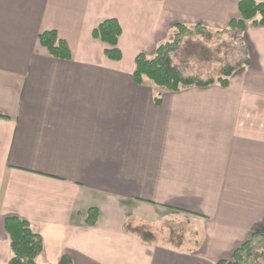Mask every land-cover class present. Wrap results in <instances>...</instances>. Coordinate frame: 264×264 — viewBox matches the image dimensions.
Returning <instances> with one entry per match:
<instances>
[{"label":"crops","instance_id":"obj_1","mask_svg":"<svg viewBox=\"0 0 264 264\" xmlns=\"http://www.w3.org/2000/svg\"><path fill=\"white\" fill-rule=\"evenodd\" d=\"M240 1L0 0V264L9 218L41 236L37 264H219L264 235V27L241 33L227 87L134 77L175 25L227 32ZM107 19L122 28L119 61L93 38ZM49 31L70 60L41 45Z\"/></svg>","mask_w":264,"mask_h":264},{"label":"trees","instance_id":"obj_2","mask_svg":"<svg viewBox=\"0 0 264 264\" xmlns=\"http://www.w3.org/2000/svg\"><path fill=\"white\" fill-rule=\"evenodd\" d=\"M240 18L231 21L229 29L243 33L247 25L253 24L264 27V5L254 0H241L239 3ZM198 28V27H197ZM188 27L175 25L173 39L160 45L154 58L150 59L144 53L136 58L135 80L142 85L146 79L151 80L156 87L169 92H180L189 87H209L216 83L227 87L229 79L236 68L225 70L223 77L215 79H199L185 76L173 63V54L177 51L186 34ZM122 28L115 19L102 21L93 31V38L109 46L106 55L113 61L122 59L118 48ZM41 45L58 60H70L71 50L55 31L45 32L39 37ZM162 101L161 93L156 96V102ZM99 220V211L91 209L88 212L86 223L95 226ZM7 230L11 235L12 257L10 264H37V258L43 251V240L36 234L28 221L18 218L7 220ZM264 257V235L253 233L252 236L238 247L231 261H221L219 264H260ZM59 264H74L71 255H64Z\"/></svg>","mask_w":264,"mask_h":264},{"label":"rangeland","instance_id":"obj_3","mask_svg":"<svg viewBox=\"0 0 264 264\" xmlns=\"http://www.w3.org/2000/svg\"><path fill=\"white\" fill-rule=\"evenodd\" d=\"M245 57L241 32L202 33L194 30L186 34L173 54V63L185 76L218 80L226 69L240 68ZM172 223L174 228L180 227L178 220ZM184 227L192 228L190 225Z\"/></svg>","mask_w":264,"mask_h":264}]
</instances>
